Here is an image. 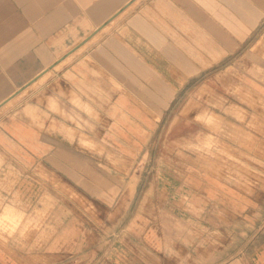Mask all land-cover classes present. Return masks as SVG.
<instances>
[{"label": "rangeland", "instance_id": "1", "mask_svg": "<svg viewBox=\"0 0 264 264\" xmlns=\"http://www.w3.org/2000/svg\"><path fill=\"white\" fill-rule=\"evenodd\" d=\"M259 10L254 26L234 25L232 50L218 51L181 88L168 89L169 100H105L97 121L89 105L86 153L77 154L84 168H41V184L19 185L1 206L0 264L32 257L23 256L31 249L16 245L38 220L26 210L40 203L42 217L48 193L56 195L49 219L63 224L56 240L72 243L74 256L118 262L142 248L175 258L182 242L208 239L219 229L225 209L248 220V253L255 256L264 245V3ZM47 79L0 113L16 112L18 100L31 98L32 88ZM22 225L25 233H18ZM86 239L99 247L82 248Z\"/></svg>", "mask_w": 264, "mask_h": 264}, {"label": "crops", "instance_id": "2", "mask_svg": "<svg viewBox=\"0 0 264 264\" xmlns=\"http://www.w3.org/2000/svg\"><path fill=\"white\" fill-rule=\"evenodd\" d=\"M253 1L256 6L249 0H0V112L48 76L31 98L18 100L16 112L0 113V216L19 185L41 184V168H84L77 154L86 153L89 105L97 121L105 100H169L168 89L181 88L218 51L232 50L234 25L258 22L264 2ZM46 200L42 217L40 203L26 210L38 220L16 245L32 250L21 264H264V245L255 256L248 253V220L227 209L219 229L182 242L175 258L142 248L118 262L74 256L72 243L56 240L63 224L49 219L56 195ZM23 227L17 232L25 233ZM81 243L99 247V241Z\"/></svg>", "mask_w": 264, "mask_h": 264}, {"label": "bare ground", "instance_id": "3", "mask_svg": "<svg viewBox=\"0 0 264 264\" xmlns=\"http://www.w3.org/2000/svg\"><path fill=\"white\" fill-rule=\"evenodd\" d=\"M204 45H205V44H204ZM208 53H209V52H208ZM214 61H215V60H214ZM203 64H204V63H203ZM167 97H168V96H167ZM171 99H172V98H171ZM165 100H166V99H165ZM123 103H124V101H123ZM168 103H169V102H168ZM161 107H163V106H161ZM211 121H212V120H211ZM211 121H210V122H211ZM212 125H213V124H212ZM213 126H214V125H213ZM136 179H137V178H136ZM134 182H135V180H134Z\"/></svg>", "mask_w": 264, "mask_h": 264}]
</instances>
